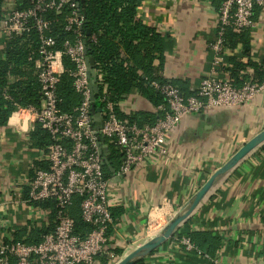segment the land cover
Returning <instances> with one entry per match:
<instances>
[{"label":"crops","instance_id":"0c3cea01","mask_svg":"<svg viewBox=\"0 0 264 264\" xmlns=\"http://www.w3.org/2000/svg\"><path fill=\"white\" fill-rule=\"evenodd\" d=\"M17 0H3L2 12ZM138 17L168 40L161 79L190 93L209 70V44L217 28V4L212 0H143ZM255 28L250 35V62L264 61V9L253 11ZM241 53V47L229 56ZM3 56L0 45V58ZM246 62V57L243 59ZM241 75V74H239ZM245 80L257 81L251 67ZM124 112L157 116L156 107L133 91ZM30 123L14 128L8 120L0 128V245L24 240L31 227L47 226L48 212L27 199L34 162L44 164V154L29 142ZM264 129V90L247 105L210 109L186 116L167 138L165 153L126 174L113 192L110 250L121 260L157 235L171 213L179 210L243 144ZM118 161L111 163L115 169ZM154 232L147 235V225ZM33 228V227H32ZM209 234V256L224 264H264V143L233 170L218 179L209 193L176 232ZM175 232V233H176ZM175 233L157 250L134 264H208L182 254L173 245ZM21 235V234H20ZM6 242V243H8ZM11 262H13L11 260Z\"/></svg>","mask_w":264,"mask_h":264},{"label":"built area","instance_id":"2783aa9c","mask_svg":"<svg viewBox=\"0 0 264 264\" xmlns=\"http://www.w3.org/2000/svg\"><path fill=\"white\" fill-rule=\"evenodd\" d=\"M27 1L31 8L18 10L13 1L0 16V38L20 36L31 28L36 31L39 46L33 67L42 88L41 103L39 108L16 106L8 120L14 128L20 122H28L31 131L36 124L40 125L51 137L52 144L43 158L46 168L35 171L28 183L27 199L33 204L52 200L58 211L53 231L42 236L39 243L1 244L0 264H101L99 258L103 256L109 259L108 264H116L119 257L110 252L108 234L113 226L111 208L116 183L139 166L148 164L154 156L163 155L167 138L186 116L215 108L247 106L264 90V75L259 83L243 80L240 86H235L228 73L222 72L230 68L224 59L227 53L225 30L252 31L254 8L264 9V0H221L217 9V31L208 46L212 53L208 72L190 95L183 94L167 81L151 82L150 87L161 95L163 103L156 107L158 115L150 125L138 126L118 119L114 105L107 99V86L93 67L94 83L98 87L94 103L103 120L98 131L91 114V91L81 33L83 17L77 13V0ZM64 7L70 9V14L64 19L63 31L70 38L58 48L56 39L48 34L50 23L43 14L48 11L60 14ZM63 58H67L71 68L65 69ZM63 74L71 79L73 91L79 98L77 106L67 113L61 112L57 93ZM4 99L10 98L5 96ZM101 140L109 155V147L115 152L118 166L111 168L113 172L103 164ZM109 162L111 167L112 161ZM76 198L80 200V217L90 227L83 237L74 233V223L68 215ZM177 211L163 221L164 226ZM151 225H147V235L154 232ZM173 245L186 256H195L208 264H224L203 252L186 236L175 237Z\"/></svg>","mask_w":264,"mask_h":264},{"label":"trees","instance_id":"16d2710c","mask_svg":"<svg viewBox=\"0 0 264 264\" xmlns=\"http://www.w3.org/2000/svg\"><path fill=\"white\" fill-rule=\"evenodd\" d=\"M212 1H215L218 9L221 0ZM2 2L3 0H0V16L5 14L1 10ZM16 2L18 10L31 8L27 0ZM142 2L143 0H77L76 2L77 13L83 17L82 42L85 43L87 55L94 61V69L101 74L102 81L107 86V99L114 105V113L120 121L138 126L152 124L156 116L124 112L122 106L125 105L126 98L133 91L155 107L163 103L161 95L150 87V83L163 84L166 82L158 74L162 71L164 55L169 48L167 38L159 35L153 27L146 25L138 17ZM260 9L256 7V14ZM69 14L68 7H64L60 14L49 11L43 14L44 19L50 23L48 34L56 39L58 48L65 39L70 38V35L63 31L64 19ZM253 18L252 21H254ZM31 23L32 21L29 25ZM249 32L251 31H238L232 28H227L224 32V46L227 49L224 59L230 68H223L222 72L228 73V77L235 86H240L245 80V77L239 74H242L248 67L253 69L258 83L263 80L264 61L260 64L250 62ZM0 45L3 50V56L0 58V128H2L6 126L16 106L39 108L42 88L33 67L39 46L36 31L31 28L29 32L20 36L9 39L0 38ZM238 46L241 47V53L229 56V53L236 50ZM245 57L246 62L243 60ZM63 63L65 69L71 68L67 58H63ZM57 93L61 99L59 105L61 112H70L79 103V98L73 91L71 79L66 74L60 77ZM5 96L10 99H4ZM29 142L32 148L42 151L44 156L52 144L49 134L37 124L29 133ZM109 150L110 155L107 160L113 163L116 158L115 152L112 147H109ZM45 168V162L44 164L33 163L35 171ZM79 201L78 198L75 199L73 206L68 210V215L73 220L74 233L83 237L90 227L80 217ZM34 206L48 212V225L38 229L32 226L33 228L31 227L29 235L24 240L20 233L21 235L15 236L14 243L37 244L42 236L53 231L58 211L54 201L47 200L34 204ZM120 214L121 210H111V215L116 220L119 219ZM181 236L188 237L207 254L211 250L208 244L215 242V237L207 233L192 234L182 230L176 232L174 237ZM1 242L6 244L8 241ZM8 243H13V241ZM110 252L115 255L119 254L117 249L110 250ZM189 257L199 259L191 255ZM99 259L101 264H108L109 259L106 256ZM136 264H141V262Z\"/></svg>","mask_w":264,"mask_h":264},{"label":"water","instance_id":"95a60500","mask_svg":"<svg viewBox=\"0 0 264 264\" xmlns=\"http://www.w3.org/2000/svg\"><path fill=\"white\" fill-rule=\"evenodd\" d=\"M84 47H85V43ZM86 57L87 76L89 78V89L91 91V114L95 125V130L101 129L103 120L100 115V110L95 108L94 100L98 95V87L95 85L93 78L94 61L87 55V49L84 48ZM99 143L100 153L103 152V164L108 165V169L113 172L109 165L107 157L109 152L107 147L103 144L102 140ZM264 143V129L243 144L223 165L216 169L209 178L202 184L199 190L177 211V213L167 221V224L160 230V232L146 241L141 246L137 247L129 254L124 256L116 264H134L137 260L147 256L153 251L162 246L169 238L173 236L178 227L184 222L195 208L201 203L205 196L214 186L215 182L223 177L225 174L233 170L245 157H247L254 149Z\"/></svg>","mask_w":264,"mask_h":264},{"label":"rangeland","instance_id":"374dc122","mask_svg":"<svg viewBox=\"0 0 264 264\" xmlns=\"http://www.w3.org/2000/svg\"><path fill=\"white\" fill-rule=\"evenodd\" d=\"M7 1V0H6Z\"/></svg>","mask_w":264,"mask_h":264}]
</instances>
